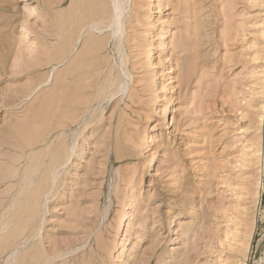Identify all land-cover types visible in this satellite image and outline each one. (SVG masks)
<instances>
[{
	"label": "rangeland",
	"instance_id": "1",
	"mask_svg": "<svg viewBox=\"0 0 264 264\" xmlns=\"http://www.w3.org/2000/svg\"><path fill=\"white\" fill-rule=\"evenodd\" d=\"M78 1L0 0V264H264V0Z\"/></svg>",
	"mask_w": 264,
	"mask_h": 264
},
{
	"label": "bare ground",
	"instance_id": "2",
	"mask_svg": "<svg viewBox=\"0 0 264 264\" xmlns=\"http://www.w3.org/2000/svg\"><path fill=\"white\" fill-rule=\"evenodd\" d=\"M77 1H78V0H77ZM84 1H85V0H84ZM86 1H87V0H86ZM88 1H89V0H88ZM92 1H93V0H92ZM95 1H96V3H97L98 0H94V2H95ZM99 1H100V0H99ZM101 1H105V0H101ZM101 1H100V2H101ZM78 2L80 3V2H82V1H78ZM94 2H93V3H94ZM74 3H75V0H74ZM74 3L72 4V6L74 5ZM83 3H85V2H83ZM83 3H82V4H83ZM87 3H88V2H87ZM89 3H90V2H89ZM96 3H94V5H96ZM98 3H99V2H98ZM98 3H97V4H98ZM103 3H104V2H103ZM106 3H108V1H107ZM75 4H76V3H75ZM76 5H77V4H76ZM85 5H86V4H85ZM90 5H91V4H90ZM90 5H86V8H88L87 6L92 7V6H90ZM92 5H93V4H92ZM94 5H93V6H94ZM104 5H105V4H104ZM68 6H69V5H68ZM74 6H75V5H74ZM78 6H80V5H77V7H76L75 9H72V7H70V10L68 9L70 12H68L67 15H68L69 13H70L69 16H72V14H74V15H73V18H75L74 16H75V13H76L77 9H78V10L81 9V7H78ZM82 6H84V5H82ZM84 7H85V6H84ZM98 7H99V5H98ZM107 7H109L108 4H107ZM110 7L112 8L111 5H110ZM110 7H109V9H110ZM68 8H69V7H68ZM94 8H95V7H93V10H94ZM82 9H83V8H82ZM90 9H91V8H90ZM90 9H89V12H90ZM99 9L102 10V8H99ZM86 10H87V9H86ZM93 10H92V12H93ZM103 10H105L104 6H103ZM111 10H112V9H111ZM82 11H83V10H80L81 13H82ZM95 11H97L96 8H95ZM95 11L93 12L94 14L96 13ZM98 11H99V10H98ZM108 11H109V10H108ZM33 12H34V11H33ZM60 12H61V11H60ZM60 12H59V13H60ZM64 12H65V11H64ZM83 12H84V11H83ZM85 12H86V11H85ZM100 12H101V11H100ZM100 12H98L100 15H98V14H95V15H98V16H100V17L103 16L102 18H104V19H105V17H106L107 20H108V18H111V16H110V17L107 16V15H108V14L106 13V12H107V9H106V12H105L107 15H106L105 17H104V15H105L104 12L102 11V12H103V15H101ZM81 13L79 14V12H78V14H79V16H80L79 19H81L82 17H85V16H82V17H81V15H84L83 13H82V14H81ZM60 14H61V16H62V13H60ZM85 15H86V14H85ZM87 15H88V14H87ZM59 16H60V15H59ZM65 16H66V15H65ZM79 16H78V17H79ZM88 16H89V15H88ZM88 16H87V17H88ZM63 17H64V16H63ZM78 17H77V18H78ZM73 18H72V19H73ZM93 18H94V17H93ZM62 19H63V18H62ZM69 19H70V18H69ZM72 19H71V20H72ZM114 19H115V18H114ZM59 20H61V19H59ZM75 20H76V19H75ZM84 20H85V19H84ZM105 20H106V19H105ZM105 20H104V21H105ZM116 20H117V18H116ZM64 21H65V20H64ZM68 21H69V20H68ZM68 21H65V22H68ZM81 21H82V20H79L80 24H81ZM117 21H118V20H117ZM71 22H72V21H71ZM79 22H78V23H79ZM92 22H93V21H92ZM112 22H113V20L111 19V21H110L109 24H111ZM59 23H60V22H59ZM69 23H70V22H69ZM73 23H74V22H73ZM88 23H89V21H88ZM106 23H107V22H106ZM71 24H72V23H71ZM104 24H105V23H104ZM109 24H107V25H109ZM59 25H60V24H59ZM96 25H97V24H96ZM66 26H67V25H66ZM97 26H98V25H97ZM101 26H102V25H101ZM73 27H74V26H73ZM104 27H105V26H104ZM66 29H67V28H66ZM67 30H68V29H67ZM70 30H71V29H70ZM72 31H73V30H72ZM72 31H71V32H72ZM112 33H113V32H112ZM64 39L66 40V38H64ZM68 39H69V37L67 38V40H68ZM70 39H71V38H70ZM75 39H76V38H75ZM26 40H27V43H28V44H27L28 47L33 48V47L35 46L36 43H35V41H34L33 38L26 37ZM74 41H75V40H74ZM67 42H68V41H67ZM69 43L71 44L72 41H70V42H68V43H65V44H63V42H62V45H58V46H56V48H55V53L57 52V54L59 53L60 55H61V53H63V55L67 54L68 50H71V49H69V48H70V46H69L70 44H69ZM94 44H95V43H94ZM71 45H73V44H71ZM86 46H87V44H86ZM92 46H94V45H92ZM95 47H96V46H95ZM99 47H100V45H99ZM71 48H72V46H71ZM92 49H93V48L91 47L90 51H91ZM95 50H96V49H94V50H92V51H95ZM97 50H99V49H97ZM64 53H65V54H64ZM57 54H56V55H57ZM59 54H58V55H59ZM52 55H53V54H52ZM54 55H55V54H54ZM54 55H53V56H54ZM56 55H55V56H56ZM61 56H62V55H61ZM52 58H53V57H52ZM59 58H60V57H59ZM55 59H58V57H57V58H54V60H55ZM50 61H52V60L50 59ZM47 63H49V61H48ZM82 65H83V64H82ZM86 65H87V64H86ZM97 73H99V72H97ZM107 79H108V78H107ZM110 81H111V80H110ZM106 84H107V82H106ZM105 86H106V85H105ZM104 89H105V88H104ZM58 153H59V152H58ZM58 153H57V154H58ZM60 154H61V153H60ZM58 156H59V155H58ZM56 157H57V155H56ZM57 158H58V157H57ZM53 160L55 161V159H53ZM59 162H60V161H58V164H59ZM51 163H52V165H53V162H51ZM56 164H57V162H56ZM56 164H55V165H56ZM53 166H54V165H53ZM47 167H48V166H47ZM50 167H51V166H50ZM50 167H49V168H50ZM54 167H55V166H54ZM49 168H48V169H49ZM44 171H45V170H44ZM47 172H48V170L46 171V173H47ZM47 176H48V175H47ZM47 176H45V177L42 178V179H45ZM51 176H52V175H51ZM46 181H47V180H45L44 182L46 183ZM45 183H43V185H44ZM47 183H48V182H47ZM45 186H48V185H45ZM43 188H44V187H43ZM45 188H46V187H45ZM45 188H44V189H45ZM42 190H43V189H41V191H42ZM39 191H40V190H39ZM37 193H38V191H37ZM41 193H42V192H41ZM39 194H40V193H39ZM35 197L37 198V196H35ZM35 197H34V198H35ZM36 203H37V201H36ZM29 218H30V217H29ZM30 220H31V218H30ZM22 232H24V230H23ZM28 233H30V232H28ZM31 236H32V235H31ZM14 238H15V237H14ZM29 238H30V237H29ZM35 251H36V250H35ZM35 253H36V252H35ZM28 254H29V253H28ZM37 254H38V253H37ZM34 255H35V254H34ZM38 256H39V255H38ZM43 256H45V255H43ZM24 257H25V255H24ZM30 257L32 258V256H30ZM30 257H29V259H30ZM33 257L35 258V256H33ZM41 258H43V257L41 256ZM46 258H47V257H46ZM26 259H28V258H26ZM35 259H36V260H37V259H40V257H39V258L37 257V258H35ZM32 260H33V259H32ZM41 260H42V259H41ZM47 260H49V259H47ZM26 261H27V260H26ZM37 261H38V260H37ZM43 261H44V260H43ZM21 262H22V260H21ZM29 262H30V261H29ZM35 262H36V261H35ZM22 263L25 264V263H27V262H22ZM30 263H31V262H30ZM19 264H20V262H19ZM33 264H34V263H33Z\"/></svg>",
	"mask_w": 264,
	"mask_h": 264
},
{
	"label": "water",
	"instance_id": "3",
	"mask_svg": "<svg viewBox=\"0 0 264 264\" xmlns=\"http://www.w3.org/2000/svg\"><path fill=\"white\" fill-rule=\"evenodd\" d=\"M258 252H259L258 249H256L254 258H256L258 256Z\"/></svg>",
	"mask_w": 264,
	"mask_h": 264
}]
</instances>
